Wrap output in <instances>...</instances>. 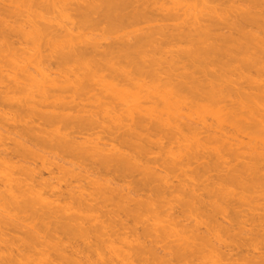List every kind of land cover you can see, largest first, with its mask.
<instances>
[{"label":"bare ground","instance_id":"bare-ground-1","mask_svg":"<svg viewBox=\"0 0 264 264\" xmlns=\"http://www.w3.org/2000/svg\"><path fill=\"white\" fill-rule=\"evenodd\" d=\"M0 264H264V0H0Z\"/></svg>","mask_w":264,"mask_h":264},{"label":"rangeland","instance_id":"rangeland-1","mask_svg":"<svg viewBox=\"0 0 264 264\" xmlns=\"http://www.w3.org/2000/svg\"><path fill=\"white\" fill-rule=\"evenodd\" d=\"M45 176L48 177V174H45ZM140 179H141V177L138 174H136V175H133L130 178H128L127 182H129L131 184H136Z\"/></svg>","mask_w":264,"mask_h":264}]
</instances>
